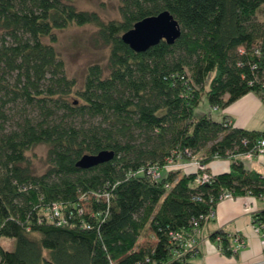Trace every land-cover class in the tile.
I'll use <instances>...</instances> for the list:
<instances>
[{
  "label": "trees",
  "instance_id": "1",
  "mask_svg": "<svg viewBox=\"0 0 264 264\" xmlns=\"http://www.w3.org/2000/svg\"><path fill=\"white\" fill-rule=\"evenodd\" d=\"M118 1L120 20L102 22L73 0H0V264H190L197 248L182 254L170 235L200 227L225 191L262 192L261 175L239 161L209 184L165 167L254 153L264 137L195 114L204 97L218 110L248 93L264 102V20H255L264 0ZM162 11L180 26L172 45L135 53L122 42ZM70 24L94 25L92 42L108 48L80 89L52 45ZM39 145L46 168L37 175L27 152ZM102 151L111 160L76 166ZM211 238L234 255L227 234Z\"/></svg>",
  "mask_w": 264,
  "mask_h": 264
},
{
  "label": "crops",
  "instance_id": "2",
  "mask_svg": "<svg viewBox=\"0 0 264 264\" xmlns=\"http://www.w3.org/2000/svg\"><path fill=\"white\" fill-rule=\"evenodd\" d=\"M213 112L219 111L218 109ZM264 109V102L252 93H248L221 110L219 119L213 118L211 112L208 114L214 120L222 121L226 118L236 128L247 131L263 132L260 128L264 122V117L259 114ZM255 124L256 126H251ZM234 161L243 164L247 171L264 175V155L257 157L238 156L232 159L215 158L205 164L206 170L211 175H218L228 172L230 165ZM191 171V167L186 169ZM264 212V202L256 201L247 196L235 197L231 200L219 202L215 208L214 219L204 230V241L197 247V253L188 260L190 264H264V249L260 244V238L252 231L253 214ZM222 231L229 237L234 255L230 258L221 254L218 242L211 236ZM239 237L244 242V246L235 251L233 237Z\"/></svg>",
  "mask_w": 264,
  "mask_h": 264
},
{
  "label": "rangeland",
  "instance_id": "3",
  "mask_svg": "<svg viewBox=\"0 0 264 264\" xmlns=\"http://www.w3.org/2000/svg\"><path fill=\"white\" fill-rule=\"evenodd\" d=\"M73 6L78 11L94 12L102 22L118 21L120 20L118 0H73ZM258 21L264 20V10L261 9L256 14ZM94 25L78 26L70 24L62 30H56L53 35L56 41L52 44L55 51L62 59L65 67V73L69 79L76 82V88L80 89L83 86L84 78L89 66L99 64L105 66L108 58V48L102 45H95L92 38L96 33ZM43 42L51 44L49 38H44ZM211 112L213 118L219 119L221 110L213 112L210 108L206 97H204L195 110V114L200 116L202 114ZM259 114L264 117V109ZM251 126H256L252 124ZM264 129V122L261 127ZM47 147L39 145L27 152L30 160L32 170L35 174L40 175L45 171V155ZM198 160V159H195ZM150 243L149 239L143 236L139 240V244L146 246ZM1 244L4 248L13 250L14 244L2 239Z\"/></svg>",
  "mask_w": 264,
  "mask_h": 264
},
{
  "label": "built area",
  "instance_id": "4",
  "mask_svg": "<svg viewBox=\"0 0 264 264\" xmlns=\"http://www.w3.org/2000/svg\"><path fill=\"white\" fill-rule=\"evenodd\" d=\"M263 90H264V85H263ZM216 110V109H214ZM264 155V137L259 139L256 142L255 145V152L246 154L242 157H257V156H263ZM191 167L192 171H197L199 173V176L197 178V182L202 183V184H209L210 180L212 178V175L210 173H207L205 164L201 163L199 160H191L188 163H176L174 161H169L168 165L165 167L167 170H172V169H178V168H183V169H188ZM150 175L153 177H157L158 173L155 168L150 169L148 171ZM262 180V192L258 195H251L247 194L245 196L252 198L253 200L256 201H263L264 202V175L261 176ZM235 197L228 191H225L219 196L218 203L224 200H231L234 199ZM52 212L54 216H59V211L58 207L54 205L52 207ZM257 213L253 214V219H252V231L254 234L258 235L260 238V244L262 248L264 249V217H257ZM215 217V211H210L203 219V223L200 227H195L192 229V231L189 234L183 235V234H171V239L174 242L180 243V246L183 247V252L182 254H185L186 252H190L192 250H195V248L198 247V245L204 241V230L206 226L214 219ZM219 240V239H218ZM233 242L235 243V251L241 249L244 246L243 240H241L239 237H233Z\"/></svg>",
  "mask_w": 264,
  "mask_h": 264
},
{
  "label": "water",
  "instance_id": "5",
  "mask_svg": "<svg viewBox=\"0 0 264 264\" xmlns=\"http://www.w3.org/2000/svg\"><path fill=\"white\" fill-rule=\"evenodd\" d=\"M180 36V26L168 11L144 18L136 22L133 28L121 36L122 42L135 53H143L151 47L164 41L172 45ZM112 153L107 151L95 155H84L77 162L80 169H89L99 164L108 162Z\"/></svg>",
  "mask_w": 264,
  "mask_h": 264
}]
</instances>
